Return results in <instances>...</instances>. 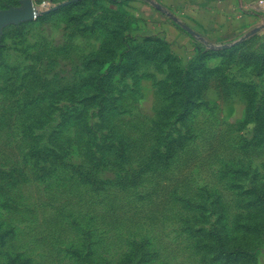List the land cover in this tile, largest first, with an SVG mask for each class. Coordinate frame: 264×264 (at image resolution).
<instances>
[{
	"label": "rangeland",
	"instance_id": "1",
	"mask_svg": "<svg viewBox=\"0 0 264 264\" xmlns=\"http://www.w3.org/2000/svg\"><path fill=\"white\" fill-rule=\"evenodd\" d=\"M140 2L3 27L0 264H264V34L184 63Z\"/></svg>",
	"mask_w": 264,
	"mask_h": 264
},
{
	"label": "crops",
	"instance_id": "2",
	"mask_svg": "<svg viewBox=\"0 0 264 264\" xmlns=\"http://www.w3.org/2000/svg\"><path fill=\"white\" fill-rule=\"evenodd\" d=\"M257 1L143 0L139 5H147L152 18L166 23L164 36L159 37L171 47L175 57L185 63L186 59L198 55V47L244 41L243 38L255 29H258L256 34L250 35L245 41L263 35L264 11L256 6ZM186 26L194 30L195 34L189 32ZM156 59L148 61L156 64ZM144 62L145 59L141 60V64Z\"/></svg>",
	"mask_w": 264,
	"mask_h": 264
},
{
	"label": "water",
	"instance_id": "3",
	"mask_svg": "<svg viewBox=\"0 0 264 264\" xmlns=\"http://www.w3.org/2000/svg\"><path fill=\"white\" fill-rule=\"evenodd\" d=\"M80 0H67L62 3L56 4L48 9H36L33 5L27 4L22 8H11V9H2L0 10V33L4 26L11 24V23H19L22 21L36 19L38 16L49 13L51 11L57 10L62 6L68 5L73 2H77ZM150 1V0H147ZM186 29L195 34V31L192 30L190 27L186 26ZM258 29L253 30L249 35H246L243 39L248 38L250 35L256 33ZM240 42V41H238Z\"/></svg>",
	"mask_w": 264,
	"mask_h": 264
},
{
	"label": "trees",
	"instance_id": "4",
	"mask_svg": "<svg viewBox=\"0 0 264 264\" xmlns=\"http://www.w3.org/2000/svg\"><path fill=\"white\" fill-rule=\"evenodd\" d=\"M82 1V0H80ZM79 2V1H77ZM73 3H76V2H73ZM71 4V3H70ZM130 6H132L133 4L129 3ZM133 7V6H132ZM134 7L136 8L137 6L134 5ZM141 8V7H140ZM139 7H137V9L140 10ZM143 11V10H142ZM52 12V11H51ZM144 13V12H143ZM46 14V13H45ZM145 14V13H144ZM44 17V14L41 16V18ZM45 18V17H44ZM43 18V19H44ZM198 51H201L202 48L200 49L199 47L197 48ZM200 53V52H199ZM201 54V53H200ZM126 55L128 57H130V61H129V67L131 68V71H136L138 69V66L139 64H141V60L145 59L146 61L148 60H153L155 59V56L149 52H140L138 50H132V51H127L126 52ZM206 54H204V57H205ZM116 68H119V67H116ZM186 80V79H185ZM188 80V78H187ZM190 80V79H189ZM195 80V79H194ZM197 80V79H196ZM190 99V98H189ZM192 103V101H191ZM192 104H196V102L194 101V103ZM183 113H184V110H183ZM188 115V111L186 112V108H185V113L183 114V117H186ZM176 141H179V140H176V138H173L171 140V142H169L168 146H167V149L169 150V152H171L172 148H173V144L176 142ZM54 152V151H52Z\"/></svg>",
	"mask_w": 264,
	"mask_h": 264
},
{
	"label": "built area",
	"instance_id": "5",
	"mask_svg": "<svg viewBox=\"0 0 264 264\" xmlns=\"http://www.w3.org/2000/svg\"><path fill=\"white\" fill-rule=\"evenodd\" d=\"M256 6L264 11V0H258Z\"/></svg>",
	"mask_w": 264,
	"mask_h": 264
},
{
	"label": "bare ground",
	"instance_id": "6",
	"mask_svg": "<svg viewBox=\"0 0 264 264\" xmlns=\"http://www.w3.org/2000/svg\"><path fill=\"white\" fill-rule=\"evenodd\" d=\"M35 7V6H34ZM36 9H38L37 7H35Z\"/></svg>",
	"mask_w": 264,
	"mask_h": 264
}]
</instances>
